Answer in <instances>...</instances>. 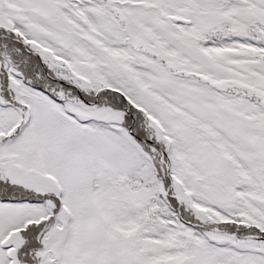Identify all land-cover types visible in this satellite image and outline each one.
Instances as JSON below:
<instances>
[{
  "label": "snow or ice",
  "instance_id": "snow-or-ice-1",
  "mask_svg": "<svg viewBox=\"0 0 264 264\" xmlns=\"http://www.w3.org/2000/svg\"><path fill=\"white\" fill-rule=\"evenodd\" d=\"M0 264H264V0H0Z\"/></svg>",
  "mask_w": 264,
  "mask_h": 264
}]
</instances>
